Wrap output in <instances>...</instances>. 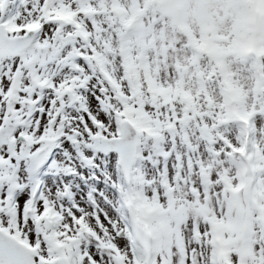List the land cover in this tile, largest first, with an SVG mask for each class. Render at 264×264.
I'll return each mask as SVG.
<instances>
[{
    "label": "snow or ice",
    "instance_id": "snow-or-ice-1",
    "mask_svg": "<svg viewBox=\"0 0 264 264\" xmlns=\"http://www.w3.org/2000/svg\"><path fill=\"white\" fill-rule=\"evenodd\" d=\"M0 264H264V0H0Z\"/></svg>",
    "mask_w": 264,
    "mask_h": 264
}]
</instances>
